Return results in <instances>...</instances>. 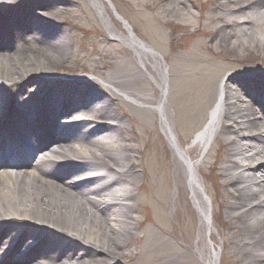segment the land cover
<instances>
[{"label": "bare ground", "instance_id": "bare-ground-1", "mask_svg": "<svg viewBox=\"0 0 264 264\" xmlns=\"http://www.w3.org/2000/svg\"><path fill=\"white\" fill-rule=\"evenodd\" d=\"M90 1L106 30L125 45L119 53L128 59L105 62L93 67L94 75L63 85L58 74L70 58L65 20L74 0H0V92L16 90L22 99L1 108L8 119L0 121V264H111L122 258L138 264L126 249L137 239L136 208L144 206L134 199L145 190L141 176L148 181L149 202L159 206L163 188L167 199L171 172L175 206L188 204L190 189L198 208L199 241L203 238L205 247L196 248L210 252L208 264H221L217 252H230L231 264H264V80L236 73L223 79L231 67L216 65L230 49L237 55L250 48L264 51V0L141 3V11L152 12L158 39L166 37V27L175 38L179 29L195 24L193 7L200 11L189 56L178 60L172 86L162 54L115 7L124 29L114 26L105 0ZM30 43L47 46L46 51L27 48ZM106 67L113 71L103 74ZM34 83L35 92L27 96ZM5 97L0 96L1 104ZM73 101L86 107V120L72 116ZM169 102L181 128L179 140ZM208 108V124L195 135V145L183 147ZM158 114L175 154L172 161L151 153L153 139L146 141L139 132L141 127L155 137ZM52 128L56 132L50 133ZM212 137L216 145L211 144L203 173L193 154L206 150ZM49 143L52 148L45 149ZM34 152L40 155L31 160ZM19 164L27 168L17 171ZM12 172L24 173L13 178ZM201 173L213 190L215 209L204 196ZM167 233L174 242L172 224ZM214 235L221 239L218 250L209 244Z\"/></svg>", "mask_w": 264, "mask_h": 264}, {"label": "rangeland", "instance_id": "rangeland-1", "mask_svg": "<svg viewBox=\"0 0 264 264\" xmlns=\"http://www.w3.org/2000/svg\"><path fill=\"white\" fill-rule=\"evenodd\" d=\"M150 1L151 0H105V3L112 16L111 19L113 24L117 29H124V26L112 12L111 6L117 8L118 12L130 22L135 32L143 40L151 44L162 54L170 72V85L172 86L175 84V77L179 72L178 60L189 56L187 45L191 39H195L192 34L198 28V25L200 24L199 22H201V19L198 18L200 11L198 8L193 7L196 15H193L192 18L195 19V24L185 29H179L178 32L175 33V38L172 37L170 27H166L164 28V34L166 37L158 39L157 37H160L161 34L156 33V29L152 28V25L150 24L152 12L146 10L141 11V9H144L143 4L141 3L149 4ZM200 1L207 4V6H210L211 2L214 0ZM71 9L72 10L68 12L69 14H67L65 20V26L70 35V58L59 69L60 74H58V76L64 79L75 76L89 77L92 76L91 74L94 75L91 71L93 67H102L105 62L109 61H122L123 58L128 59L126 54L119 53L121 49H125V45L119 39L113 38L106 30L90 0H74ZM206 42L210 47H213V45L210 44L211 41L209 38ZM43 47H45V49L47 48V46ZM250 50L252 52L241 51L240 54L237 55L230 49L225 52L224 58L216 60L217 66L228 65L231 67V69L227 70L225 74L222 73L223 79L231 73L238 72V70L246 71V69H248L247 71H252L256 74L264 73V70L260 68L264 66L262 63L264 61V51L259 47L250 48ZM83 67V71H79ZM70 70H72V72ZM102 71L104 74L110 73L113 70L106 67L103 68ZM98 76L101 77V75L95 74L96 78H98ZM32 85L34 86H29L30 88L26 90L31 92V94L35 92V88L37 87L35 86V83ZM10 94L12 97L13 94H15V90H11ZM167 105L172 116V125L175 136L179 140V137L181 136L179 135L181 133V128H178V126L176 128L177 122L175 124L174 121L176 111L170 102ZM209 108L206 110L203 121L201 120L197 128H195L190 136L187 137V143H184L183 147H190L192 145V138L205 127L210 117ZM123 119L125 123L131 127L133 122L127 117ZM182 122L186 123L185 117ZM156 129L155 137L149 135L141 127L139 128V132L146 141L153 139L155 145H152L153 148L150 149L151 153H157L168 158L169 161H172L175 154H173V150L170 147L171 143L161 127L159 114L157 116ZM214 143L215 140L214 137H212L210 145L208 146L209 148L206 149L204 153L200 152L199 148H197V151L193 154L194 158L198 160V164L201 165L203 173L207 172L209 169L208 163L205 161L207 159V153L211 148V144H213L215 148L216 144ZM134 144L139 146L140 141L136 139ZM209 158L212 159V156ZM136 160L139 159L137 158ZM142 167L143 165L138 166V170L141 171ZM203 173H201L200 178L202 179L204 186V196L209 200L210 207L215 209L217 207L215 196L209 182L203 176ZM170 178L171 181L169 184L170 188L168 187L167 189V199L165 200L166 188H163L162 194L164 197L161 198V203L158 206L157 204L149 202L150 194L149 189H147L148 181H146L147 178L141 176L140 181L142 185L145 184V190H142L141 194L138 195V197L135 196L134 199L136 201H140V199L143 200L144 206L136 208L134 214L136 217L135 224L137 226V239L133 240L130 246L127 247L126 251L131 253V255L134 253L136 254L138 264H208L207 259L209 258L210 252H198L196 248L197 245H200L203 248L205 247V244H203V238L199 241L200 215L198 208L191 200L192 195L190 194V189L188 190L189 194H187L188 204L180 203L177 205L176 203L175 206V203H173L172 200L174 197V176L172 172ZM221 193H224L223 189ZM156 195L158 196V194ZM193 219L194 223H192ZM167 224H172L177 232L174 242L171 241V243L170 235L167 233ZM192 224L193 228L191 229ZM218 240H221L220 236L217 237L214 235V242H209V244L215 245L217 250L220 249ZM176 244L183 245L182 249H184L179 250L175 248ZM217 253H219L221 264H231V259L229 257L230 252ZM121 261L122 262L117 263L111 262V264H133V261L129 262L125 258H122Z\"/></svg>", "mask_w": 264, "mask_h": 264}]
</instances>
